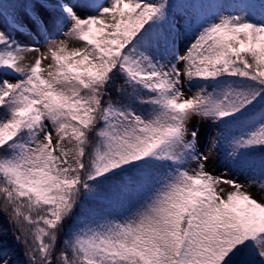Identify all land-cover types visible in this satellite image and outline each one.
Listing matches in <instances>:
<instances>
[{"label":"snow or ice","instance_id":"6c2138e0","mask_svg":"<svg viewBox=\"0 0 264 264\" xmlns=\"http://www.w3.org/2000/svg\"><path fill=\"white\" fill-rule=\"evenodd\" d=\"M0 214V264H264V0H0Z\"/></svg>","mask_w":264,"mask_h":264},{"label":"rangeland","instance_id":"374dc122","mask_svg":"<svg viewBox=\"0 0 264 264\" xmlns=\"http://www.w3.org/2000/svg\"><path fill=\"white\" fill-rule=\"evenodd\" d=\"M9 1L10 2L7 5L18 4V3H16V1H13V0H9ZM9 19H10V17H9ZM17 38L22 43H35V37L34 36L32 38H29L26 35H18ZM41 44H43L42 40H41ZM69 46L71 47L72 45H69ZM34 56H35V53L28 54L29 61ZM48 62H50V61H43L42 62V66H45ZM9 79H12V77H9ZM212 164H213V161H209L208 168H209L210 171L213 170L212 169ZM226 171H227V169L224 167L223 162L221 161L220 163L216 164L213 174L214 175H220L222 172H226ZM227 178L237 179L242 184L245 183V177L243 175L239 174V173H236V172L230 173ZM222 186L225 187L226 190H230V189H228V187L226 185H222ZM251 191H252L253 195H258V193H257L255 188L251 189Z\"/></svg>","mask_w":264,"mask_h":264},{"label":"trees","instance_id":"16d2710c","mask_svg":"<svg viewBox=\"0 0 264 264\" xmlns=\"http://www.w3.org/2000/svg\"><path fill=\"white\" fill-rule=\"evenodd\" d=\"M13 1H16V3L21 2V0H13ZM9 2H10L9 0H4V3L6 5ZM0 243L6 245L8 251L14 252L16 254L17 259L23 260L21 246L14 242L12 232L9 231V225L7 223V220L2 214H0Z\"/></svg>","mask_w":264,"mask_h":264}]
</instances>
